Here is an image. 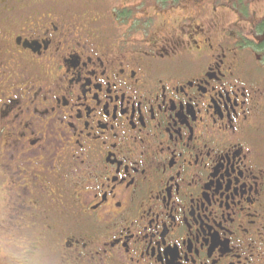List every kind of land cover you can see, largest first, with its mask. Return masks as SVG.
<instances>
[{
    "label": "flooded vegetation",
    "instance_id": "af4514ba",
    "mask_svg": "<svg viewBox=\"0 0 264 264\" xmlns=\"http://www.w3.org/2000/svg\"><path fill=\"white\" fill-rule=\"evenodd\" d=\"M251 3L0 0V228L47 264H264Z\"/></svg>",
    "mask_w": 264,
    "mask_h": 264
},
{
    "label": "clouds",
    "instance_id": "9594fccd",
    "mask_svg": "<svg viewBox=\"0 0 264 264\" xmlns=\"http://www.w3.org/2000/svg\"><path fill=\"white\" fill-rule=\"evenodd\" d=\"M0 257L3 264H45L38 251H30L28 240L14 238L11 233L0 236Z\"/></svg>",
    "mask_w": 264,
    "mask_h": 264
},
{
    "label": "rangeland",
    "instance_id": "374dc122",
    "mask_svg": "<svg viewBox=\"0 0 264 264\" xmlns=\"http://www.w3.org/2000/svg\"><path fill=\"white\" fill-rule=\"evenodd\" d=\"M260 3L262 4V0H252V3H251L252 9H254L256 12H258V14H261V12H262V5ZM0 200H1V197H0ZM2 216H3V206L0 207V223H1V225H4L5 222L2 221ZM7 233H9V232L6 231L5 228H3V227L0 228V236H2L3 234H7ZM15 234H17V236H14V238L18 239L20 234H18L16 232H15ZM0 264H3V258L2 257H0ZM45 264H47V263H45ZM52 264H59V261H58V263H52Z\"/></svg>",
    "mask_w": 264,
    "mask_h": 264
},
{
    "label": "snow or ice",
    "instance_id": "6c2138e0",
    "mask_svg": "<svg viewBox=\"0 0 264 264\" xmlns=\"http://www.w3.org/2000/svg\"><path fill=\"white\" fill-rule=\"evenodd\" d=\"M259 58V57H258Z\"/></svg>",
    "mask_w": 264,
    "mask_h": 264
}]
</instances>
